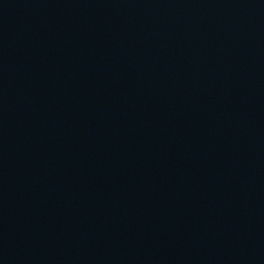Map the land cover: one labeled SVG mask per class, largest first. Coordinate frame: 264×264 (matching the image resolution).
<instances>
[{
    "label": "water",
    "instance_id": "obj_1",
    "mask_svg": "<svg viewBox=\"0 0 264 264\" xmlns=\"http://www.w3.org/2000/svg\"><path fill=\"white\" fill-rule=\"evenodd\" d=\"M0 264H264V0H0Z\"/></svg>",
    "mask_w": 264,
    "mask_h": 264
}]
</instances>
